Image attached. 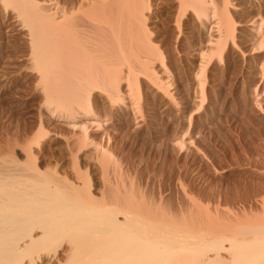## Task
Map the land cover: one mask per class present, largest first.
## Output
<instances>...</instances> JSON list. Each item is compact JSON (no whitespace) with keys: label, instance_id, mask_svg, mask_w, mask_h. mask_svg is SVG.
I'll use <instances>...</instances> for the list:
<instances>
[{"label":"bare ground","instance_id":"bare-ground-1","mask_svg":"<svg viewBox=\"0 0 264 264\" xmlns=\"http://www.w3.org/2000/svg\"><path fill=\"white\" fill-rule=\"evenodd\" d=\"M0 97V264H264V0H0Z\"/></svg>","mask_w":264,"mask_h":264},{"label":"rangeland","instance_id":"rangeland-1","mask_svg":"<svg viewBox=\"0 0 264 264\" xmlns=\"http://www.w3.org/2000/svg\"><path fill=\"white\" fill-rule=\"evenodd\" d=\"M8 98L9 97H0V121H1V119L4 118V116L10 110V106H9V104H7ZM3 106H5V107H3ZM217 110L219 112V115L217 118L218 120L216 121V123H217L216 127H218V129L212 130L211 135H212V137L214 136V138L216 137L215 139H217V140H215L216 141V147H217L216 151H217V154L219 155L217 159H219L220 163L225 167V169H227V172L225 173L224 176H218V178L223 177V179L221 178V180H220V178H219V180H220V182L222 181L221 183L223 185H225V184H230V182L233 179L232 175H230L228 173L229 169H236V167L240 166V165L242 167L240 166L238 168H246V166H247V168L248 167L254 168L255 166L260 167V166L264 165V156L257 151L258 146L263 148L264 143L261 140H259L260 136L258 134H256L257 131L255 129L257 127V125H259L261 130L263 129L262 130L263 132L261 133L263 135L264 128H263L262 124H260V122H258L256 119H254V117L252 115L251 116L249 115V111H247V110H244V111L240 110V111L236 112L231 106H226V108H223V109L218 108ZM13 125L11 124V126H13ZM218 131H219V133H218ZM220 131H221V133H220ZM236 132H237V135L234 134ZM238 134L239 135L241 134V135L239 136ZM238 138H239V140H238ZM255 141H256V143H255ZM255 144H257V145H255ZM194 166H192V169L194 171H196L197 165H194ZM243 166H245V167H243Z\"/></svg>","mask_w":264,"mask_h":264}]
</instances>
